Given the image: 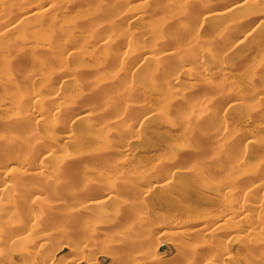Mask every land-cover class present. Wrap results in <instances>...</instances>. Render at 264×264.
<instances>
[{
	"label": "rangeland",
	"instance_id": "obj_1",
	"mask_svg": "<svg viewBox=\"0 0 264 264\" xmlns=\"http://www.w3.org/2000/svg\"><path fill=\"white\" fill-rule=\"evenodd\" d=\"M75 1L0 2V164L19 157L29 172L0 167V190L10 193L30 184L39 189L43 180H36L47 176L58 182L64 173L57 165L69 168L79 160L87 177L93 175L86 184L56 189L57 194L53 178L51 190L41 187L39 195L17 190L12 197L0 191V218L8 219L0 224L10 230L5 232L32 239L25 249L1 245L2 253L15 252L17 264H141L145 250L156 249L164 264H208L210 259L212 264H264V2L188 0L193 11L186 19L178 3L187 0ZM40 2L54 8L53 15L24 18L23 12ZM211 12L219 17L205 18ZM179 18H184L183 31ZM51 31L55 34L46 39ZM108 36L115 42L111 38L113 44L104 49ZM53 37L57 42L49 58L58 54L59 65L42 56L52 51L47 40ZM165 45H171L167 56L161 50ZM23 52H30L26 67L5 66L8 54ZM115 73L124 76L122 83H111ZM196 109H205L204 115L196 126L189 125L185 117ZM87 113L88 119L79 118ZM39 114L43 117L37 120ZM125 121L132 122L131 131L117 135ZM4 178L14 187L3 184ZM184 180L194 183L195 199L181 191ZM166 181L165 189L152 188ZM112 185L117 186L114 196L97 206ZM6 195L11 202L25 200L17 207L23 209L16 210L10 198L3 199ZM44 202L53 203L61 220L32 231L35 220L30 219ZM58 205L64 209L56 210ZM3 207L14 217L11 212L7 217ZM242 207L244 213L233 214ZM70 211L77 216L67 218ZM9 216L15 224L22 220L19 227L13 223L14 229Z\"/></svg>",
	"mask_w": 264,
	"mask_h": 264
},
{
	"label": "bare ground",
	"instance_id": "obj_2",
	"mask_svg": "<svg viewBox=\"0 0 264 264\" xmlns=\"http://www.w3.org/2000/svg\"><path fill=\"white\" fill-rule=\"evenodd\" d=\"M3 1V0H2ZM2 1L0 0V2H1V4H3L4 2H5V0L3 1V3H2ZM69 1V0H68ZM78 1V3L80 2L79 0H77ZM77 1H75V2H77ZM85 1V0H84ZM89 0H87V2H88ZM251 2V1H256L257 3L259 2H264V0H246L245 2H242V3H240L238 6H241V5H245V3H247V2ZM255 2V3H256ZM69 3V2H68ZM81 3V2H80ZM86 3V2H85ZM258 3V4H259ZM67 4V3H66ZM65 4V5H66ZM74 4V3H73ZM72 3L70 4V5H68L69 6V8H70V6L71 5H73ZM88 4V3H87ZM4 6L6 5V2H5V4H3ZM49 5V4H48ZM178 5H180V10H182L183 11V15H184V17L187 19H189L190 18V16L192 15V7H191V5H190V2L187 0L186 2H182V3H178ZM45 6V3H43L42 2V4H41V2H40V4H39V6H35V7H30V8H28V10L26 11L25 10V12H23V16H24V18H28V19H33V18H30L31 16H33V15H35V14H38V15H41V14H46V13H50L51 15H53L52 14V12H50L51 11V9H54V8H51V7H47V8H45L44 7ZM50 6V5H49ZM56 6V5H55ZM67 6V7H68ZM64 7H66V6H64ZM73 7V6H72ZM179 7V6H178ZM68 8V9H69ZM75 8V7H74ZM232 8V7H231ZM57 9V8H56ZM58 9H61V8H58ZM62 9H65V8H62ZM71 9V8H70ZM232 9H234V8H232ZM55 10V9H54ZM74 11V10H73ZM91 11V9H89V11L88 12H90ZM99 12V11H98ZM97 12V13H98ZM224 12V11H223ZM226 12V11H225ZM53 13H56V11L55 12H53ZM94 13H96V12H94ZM96 13V14H97ZM100 14H102V13H100ZM217 14V17H219V13L217 12L216 13ZM216 14L215 13H213V12H211V14L209 13L208 14V16H206L205 18H208V17H210L211 18V16H212V18H214V16H216ZM4 15V14H3ZM98 15V14H97ZM5 16V15H4ZM188 16V17H187ZM6 17V16H5ZM35 17H37V16H35ZM23 18V19H24ZM216 18V17H215ZM3 19H5V18H3ZM22 19V20H23ZM44 19H46V18H44ZM49 19V18H48ZM48 19H46V20H48ZM52 19H53V17H52ZM92 19H94V18H92ZM183 20H184V18H179V26H178V30L179 31H183V29L185 28V26H184V24H183ZM24 22L23 23H25V21H26V23H27V20H23ZM28 21H30V20H28ZM49 22V21H48ZM56 22V21H55ZM58 22V21H57ZM30 23V22H29ZM34 23H36V22H34ZM44 25V24H43ZM43 25H39L40 27L42 26V27H44ZM34 26V25H33ZM33 26H32V28H33ZM38 25H36V29L38 28L37 27ZM57 26V25H56ZM98 26V25H97ZM14 27V26H13ZM35 27V26H34ZM58 27V26H57ZM60 27V26H59ZM65 27H67V26H65ZM96 27V26H95ZM94 27V28H95ZM31 28V29H32ZM55 28V25H54V27H53V29ZM61 28V27H60ZM11 29V28H10ZM30 29V28H29ZM39 29V28H38ZM42 29L43 28H41L40 30L42 31ZM45 29H47V26L45 27ZM45 29H43V31H45ZM92 29V28H91ZM96 29V28H95ZM99 29V28H98ZM32 30H34V28L32 29ZM32 30H30V31H32ZM39 30V31H40ZM51 29H49L48 31H50ZM61 30V29H60ZM53 31V32H61V31ZM9 31V28H8V30H6L5 32H8ZM37 31V30H36ZM47 31V30H46ZM70 31V30H69ZM4 32V33H5ZM10 32V31H9ZM33 32H35V31H33ZM52 31L49 33L50 35H45L44 34V36H46L45 38L46 39H48L49 37H51V35H54V34H52L53 33ZM96 32H97V30H96ZM4 33H3V35H4ZM62 34L61 35H63V32H61ZM95 33V32H94ZM98 33H99V31H98ZM7 34V33H6ZM48 34V33H47ZM57 35L59 36L60 34H58L57 33ZM60 35V36H61ZM101 36H99L100 37V39L102 38V34H100ZM249 35L250 34H248V35H246L245 36V39H250L249 38ZM7 36H8V34H7ZM47 36H48V38H47ZM57 36V37H58ZM4 37V36H3ZM6 37V36H5ZM55 37V39H56V35L54 36ZM54 37L52 38V39H49V40H47V42H51V44H50V50H52L53 48H52V46L58 41L57 39V41L54 43L53 42V40H55L54 39ZM62 38H60V37H58V38H60V41L61 42H63L64 43V39H65V37L63 38V36H61ZM105 38V37H104ZM111 38H113V37H111V36H108L106 39H105V41L106 40H108V43H106L105 45H104V43H103V47L105 46L106 48H104V49H107L108 47H107V44H113L115 41H114V39L115 38H113V43L111 42ZM175 38V37H174ZM45 39V40H46ZM61 39H63V40H61ZM194 39H196V37H194ZM66 40V39H65ZM102 40V39H101ZM104 40V39H103ZM191 40H192V38H191ZM191 40H188V42L189 43H191L192 45H194L193 43H196V42H191ZM22 41V40H21ZM100 40L98 39V41L97 42H99ZM259 41V40H258ZM258 41H257V43H258ZM24 42V41H23ZM261 42V41H260ZM54 43V44H53ZM59 43L60 42H58V49L59 50H63L64 51V49H61V48H59ZM62 43V44H63ZM256 42L254 43V44H257ZM14 44H16V43H14ZM196 44H198V43H196ZM47 45V44H46ZM52 45V46H51ZM259 45V44H258ZM258 45L256 46L257 48H258ZM43 46V45H42ZM48 46V45H47ZM62 46V45H61ZM166 46V45H165ZM169 46V45H168ZM168 46H166V48L164 49V47H162L163 49H161V50H163V52H164V50H166L165 52H166V54H164V56H167V55H169V52H168V50H170L169 48H170V46H169V48H168ZM186 46V45H185ZM189 46L190 45H188V48H189ZM54 47V46H53ZM161 47V46H160ZM191 47H193V46H191ZM39 47H37V49H38ZM56 47L54 48V50H56L57 49ZM62 48H64V45L62 46ZM186 48H187V46H186ZM261 48H262V46H261ZM24 49H26V48H24ZM40 50L39 51H42L44 48H39ZM189 49H191V48H189ZM259 49V48H258ZM28 50V49H27ZM36 50V49H35ZM67 50V49H66ZM193 50V49H192ZM197 50V49H196ZM260 50V49H259ZM44 51V53H45V50H43ZM42 51V52H43ZM47 52H50L49 54H48V57H47V55H45V54H43L42 52V56L45 58V61L44 62H47V61H53V59L54 58H57L58 59V54H57V57L54 55V57H52V58H49V56H52L53 54L51 53V52H53V50L52 51H49L48 49L46 50ZM58 51V50H57ZM26 52V51H25ZM25 52H23V53H25ZM160 52H162V51H160ZM164 52V53H165ZM195 52V51H194ZM194 52H193V54H194ZM259 52V51H258ZM257 52V53H258ZM56 53H58V52H56ZM63 52H61L60 51V54H62ZM30 54V52L28 53L27 52V54L25 53V55H18L17 57L16 56H14L12 53H11V55L10 54H8V57H6L7 58V60L5 59V61H7L6 63H5V66H7L8 68L9 67H12V68H14L15 66L17 67V68H19L20 66H21V68H23L22 66H24L25 65V62L28 60L27 58H26V55H29ZM65 54V53H64ZM14 56V57H12L11 58V56ZM196 55H197V53H196ZM9 56H10V58H9ZM30 56V55H29ZM46 56V57H45ZM61 56H63V55H61ZM43 57H41V59L43 58ZM59 57H60V55H59ZM9 58V59H8ZM31 58V57H30ZM44 58L42 59V60H44ZM49 58V59H48ZM61 58V57H60ZM31 59H33V57L31 58ZM48 59V60H47ZM63 58H61V61H63L62 60ZM49 61V62H50ZM51 61V62H52ZM56 61H58V60H56V59H54V62H56ZM29 62H32V60H30ZM60 61H58V62H56L57 63V65H59L60 63H59ZM65 62V61H64ZM64 62H62L63 64H64ZM26 63H28V62H26ZM27 65V64H26ZM29 65V64H28ZM27 65V66H28ZM53 65V64H52ZM51 65V66H52ZM65 65V64H64ZM15 67V68H16ZM24 67H26V66H24ZM11 68V69H12ZM37 68V67H36ZM38 70H39V68H37ZM51 74V73H50ZM48 76H49V74H48ZM48 78V77H47ZM57 80V79H56ZM110 80H111V83L112 84H119V83H122L123 82V80H124V76L122 75V74H120V73H115V74H113V75H111L110 76ZM91 88V90H92V87H90ZM54 97V96H53ZM56 97V96H55ZM54 97V98H55ZM54 98H52V99H54ZM57 99V97L54 99V100H56ZM51 100V99H50ZM54 100H53V102H54ZM51 103V102H50ZM108 105V104H107ZM60 110L61 109H59V111L58 112H60ZM204 112H205V109H196L194 112H192V113H190V114H188L185 118H186V121H188L189 122V125L191 124V125H197L196 123L203 117V115H204ZM40 118H38L37 120H39V119H42V117H43V114L41 115V114H39L38 115ZM24 117V116H23ZM23 117H22V119H23ZM36 117V116H35ZM88 117H90L89 115H88V113L87 114H82L79 118H82V119H88ZM112 122H114L113 124L114 125H116V127L118 128V125H120V123L119 122H115V120L114 121H111V123ZM187 122V123H188ZM109 124H110V122H109ZM108 125V124H107ZM188 125V124H187ZM188 125V126H189ZM113 125H109V127H112ZM192 127H194V126H192ZM120 130L118 131V133H117V135L118 134H122V133H128V132H130L131 131V129H132V122H130V121H125V122H123L122 123V126H121V128H119ZM191 129V128H190ZM16 137V136H15ZM18 137H20V136H17V138ZM22 137V136H21ZM71 137H72V135L70 136L69 134L68 135H66L65 136V139H66V141L67 140H69V139H71ZM23 138V137H22ZM15 139V138H14ZM24 139V138H23ZM22 139V140H23ZM85 139V138H84ZM84 139H81L82 140V142H84ZM87 139V138H86ZM12 140H13V138H12ZM11 140V141H12ZM16 140H18V139H16ZM30 140V139H29ZM28 140V141H29ZM87 140H90V139H87ZM15 141V140H14ZM20 141H21V138H20ZM19 141V142H20ZM33 141V140H32ZM32 141H30L31 143H32ZM80 142V141H79ZM81 142V143H82ZM14 143V142H13ZM15 143H16V141H15ZM30 143V144H31ZM89 143H90V141H89ZM9 144H12V143H9ZM79 144V143H78ZM86 144V143H85ZM85 144H83V145H85ZM4 145V144H3ZM32 145V147H35L36 146V143L33 145V143L31 144ZM31 145H29V147L28 148H31L30 146ZM39 145V144H38ZM82 145V146H83ZM88 145V144H87ZM225 145H227L226 143H225ZM4 146H6V145H4ZM9 146V145H8ZM86 146V145H85ZM3 147V146H2ZM8 148V147H7ZM5 149V148H4ZM33 149V148H32ZM35 149H37L36 147H35ZM0 150H2V149H0ZM30 151H32L31 149H29ZM21 152H23V151H21ZM33 152H35V151H33ZM212 155V154H211ZM63 157H65V156H63ZM71 157H72V155H71ZM70 157V158H71ZM212 157H213V155H212ZM212 157H210V158H212ZM66 158V157H65ZM64 158V159H65ZM70 158L68 157V161L70 162ZM204 158H206L207 159V155H206V157L204 156ZM208 158H209V156H208ZM209 158V159H210ZM62 159V162L63 163H67V162H64V159L63 158H61ZM205 159V160H206ZM24 159H21V158H19V157H14V158H12L11 160L9 159V161L7 160V161H5L4 162V160H3V163H1L0 164V167L2 168V170H3V168H8V169H12V170H17V169H20L21 168V170L23 169L24 170V162L25 161H23ZM67 160V159H66ZM73 160V159H72ZM60 162H61V160H60ZM72 162V161H71ZM76 162V161H75ZM79 162H80V160H79ZM79 162L77 163L76 162V164H74V165H72V166H69V168H67L66 166H65V164H64V167L63 168H60V167H58V165H57V169H58V171H61V174H62V171H63V173H64V176H62L61 178L59 177V180H58V182L56 181V179L58 178V177H48L47 176V178L46 179H43V178H39V179H37V175H36V182H40L41 181V179L43 180L42 181V186L41 187H43L42 188V190L43 191H45V189L47 190L48 188V191L49 190H51L50 188V185L52 184L51 182H53L54 181V179H55V182H57V184L56 183H54V184H56V185H58L57 187H60V188H55V187H53L52 186V189H54L55 190V194H57L56 193V189H57V191H60V192H64L67 188V186L69 185V184H81V183H87V180L89 181L90 180V178L93 176V175H90L89 177H87V173H86V171H85V169L81 166V164H79ZM62 164V163H61ZM67 164H69V163H67ZM66 164V165H67ZM238 164V163H237ZM239 165H240V167H242V165L239 163ZM65 167L68 169H65ZM237 167V166H236ZM238 168V167H237ZM238 169H241V168H238ZM1 170V169H0ZM20 171V172H22V175L23 174H26L27 175V173H29V172H26L25 170L24 171ZM244 170H246V169H244ZM7 171V170H6ZM11 171V170H10ZM36 171V170H35ZM248 171V170H247ZM32 172V171H31ZM66 172H71L72 173V175L71 176H69V175H67V176H65V174H66ZM10 173V172H9ZM38 173V172H37ZM31 174V173H30ZM228 174V173H227ZM227 174L226 175H224V176H226V177H228L230 174H228V176H227ZM25 175V176H26ZM233 174H231L230 175V177L229 178H235V177H231ZM59 176H61V175H59ZM233 176H235V175H233ZM30 177H31V175H30ZM87 177V178H86ZM45 178V177H44ZM51 178H53V179H51ZM89 178V179H88ZM238 178H239V176H238ZM28 179H30V178H28ZM33 179H34V177H33ZM50 179H51V182H50ZM227 179V178H226ZM225 179V180H226ZM242 179V178H241ZM5 180V178L2 180V181H4ZM30 180H32V178L30 179ZM29 180V181H30ZM39 180V181H38ZM53 180V181H52ZM223 180V179H222ZM229 180H231V179H229ZM228 180V181H229ZM236 180H237V177H236ZM239 180V179H238ZM13 181V180H12ZM195 181V180H194ZM227 181V180H226ZM227 181V182H228ZM242 181V180H241ZM32 182H34V180H32L30 183H32ZM230 182V181H229ZM228 182V183H229ZM10 184L11 183V179L10 180H8L7 179V181H4L3 182V184ZM15 182L13 181V184H14ZM24 182H22V184H23ZM30 183H28V184H30ZM232 183V182H231ZM231 183H230V185H231ZM237 183V182H236ZM26 184H27V182H26ZM169 184V182L168 181H166V182H158L157 184H154L153 186H152V188H159V189H161V190H163V189H165L166 188V186ZM222 184V183H221ZM221 184H220V186H221ZM11 186H13L12 184H10ZM9 185V187L7 186V185H5V187H6V189H7V187L8 188H10L11 186ZM19 185H21V184H19ZM31 185V184H30ZM30 185H27V186H21L19 189H18V187H17V190H20L21 192H24V195L26 194L27 196L31 193V194H35V193H37L38 192V190L39 189H41V187L38 189V188H33L34 186H30ZM53 185V184H52ZM180 185V188H181V191L184 193V194H186V195H189L190 196V198L191 199H195L196 197H195V194H196V190H195V185H194V183L192 182V181H190V180H184V181H181V183L179 184ZM229 185V184H228ZM228 185H225V186H227L228 187ZM30 186V187H29ZM224 186V184H222V187ZM2 187H4V186H2ZM4 187V188H5ZM14 187V186H13ZM48 187V188H47ZM70 187V186H69ZM68 187V188H69ZM15 188H16V186H15ZM14 188V191H15V193H13L12 191L9 193L8 191H9V189H8V191L7 190H4L3 188H1V189H3V190H0L1 192H3V193H5V191H6V193H7V195L8 194H10L12 197L13 196H15V195H12V194H18V193H20L19 191H18V193H17V190ZM66 188V189H65ZM116 188H117V186L116 185H112L111 187H110V194L108 195V198H106V199H103V200H101V201H99V202H97V203H95V204H97V206H103V205H105L106 204V202L109 200V199H111L112 198V196H114L113 194L115 193V191H116ZM151 188V189H152ZM198 188V187H197ZM251 188V187H250ZM254 188V187H253ZM252 188V189H253ZM11 189V188H10ZM13 189V188H12ZM59 189V190H58ZM150 189V188H149ZM232 189V188H231ZM231 189H229V190H231ZM257 189V188H256ZM254 190V189H253ZM148 191V190H147ZM234 191H235V189H234ZM233 191V192H234ZM248 191H250V190H248ZM54 192V191H53ZM228 192H230V191H228ZM231 192H232V190H231ZM230 192V193H231ZM5 193V194H6ZM12 193V194H11ZM29 193V194H28ZM39 193H40V191H39ZM145 193V192H144ZM5 194H3V196L5 195ZM31 194H30V196H31ZM38 194V193H37ZM41 194V193H40ZM0 195L2 196V193H0ZM6 195V196H7ZM20 195H22V194H20ZM39 195V194H38ZM228 195H230V194H228ZM235 195V194H234ZM16 196H19V195H16ZM37 196V195H36ZM21 197H25V196H21ZM33 197V196H32ZM35 197V196H34ZM198 197V196H197ZM8 198H10V196L8 197L7 196V198H4L3 197V199H8ZM1 199V198H0ZM13 200V202H11V198H10V202L11 203H15V204H12L13 206H16V207H14V208H16V210H22L23 208L21 207V208H19V209H17V207H19V202L22 200V198H21V200H19V199H16V197L15 198H12ZM34 199V198H33ZM37 199H39V198H37ZM19 200V201H18ZM41 200V199H40ZM166 200V199H165ZM167 200L169 201V202H172L171 200L172 199H168L167 198ZM3 201V200H2ZM25 201V200H24ZM23 200L21 201V206H22V202H24ZM34 201V200H33ZM0 202H1V200H0ZM7 202V201H6ZM6 202L5 203H3V205L4 204H6ZM9 202V200H8V203H10ZM35 203H36V201H34ZM40 201H38V203H39ZM232 202H234V201H232ZM37 203V205H39ZM43 203V202H42ZM0 204H2V202L0 203ZM40 204H41V202H40ZM49 203H45L44 202V204L43 205H39V206H41V212H39V210L37 211L38 212V214L39 215H37V216H34V217H30L29 216V218L28 219H30V221H33V219L35 220V221H33V223L34 224H32L31 226H30V230H35V229H38L39 227H42V225H41V223L43 224V225H45V223H46V227H47V225L50 227V228H52L53 226H55L57 223H59L60 222V220H61V218H60V216H58L56 213L58 212V211H54V205H53V203H51L50 205H53V206H50V205H48ZM232 204V203H231ZM230 203H229V205H231ZM244 204V203H243ZM243 204H242V206H243ZM2 205V206H3ZM7 206L9 205V208L10 207H13L12 205H10V204H6ZM5 205V206H6ZM18 205V206H17ZM23 205H26V204H24L23 203ZM228 205V206H229ZM246 205H247V203H246ZM57 206V205H56ZM248 206V205H247ZM1 207V206H0ZM24 208L26 207V206H23ZM38 207V206H37ZM61 207H63V209H64V206H62V205H58V207H56V210H57V208H58V210H60V208ZM239 207V206H238ZM245 207V206H244ZM253 207V206H252ZM5 208H7V207H5ZM13 208V209H14ZM34 208V207H33ZM36 208V207H35ZM12 209V208H11ZM12 209V210H13ZM37 209V208H36ZM40 209V208H39ZM233 208H231V210H232ZM240 209V208H239ZM246 209V208H245ZM2 210H4V207L2 208ZM15 210V211H16ZM26 210V209H25ZM25 210H23V211H25ZM241 210H243V207H242V209H240V210H235V211H233L232 210V212H233V214L234 213H236V215H237V211H241ZM247 210H249V209H247ZM9 211V210H8ZM14 211V210H13ZM19 211H17L18 212V215H19ZM61 211V210H60ZM2 212V211H1ZM0 212V213H1ZM6 213V209L3 211V213ZM10 212H11V214L13 213L11 210L8 212L9 214H7V217H8V215H11L10 214ZM37 212H35L36 214H37ZM4 213V214H5ZM21 213V212H20ZM25 213V212H24ZM228 213V212H227ZM242 213V212H241ZM240 213V214H241ZM243 213H244V210H243ZM5 214V215H6ZM17 215V214H16ZM246 215V214H245ZM12 216L14 217V214H12ZM11 216V217H12ZM23 216V214L21 215V217ZM32 216V215H31ZM75 216H77V215H75V212L74 211H70L69 212V215L68 214H66V217L67 218H69V219H73ZM231 216V215H230ZM244 216V215H243ZM4 217V216H3ZM6 217V216H5ZM10 216H9V219L11 218ZM20 217V218H21ZM248 217V216H247ZM23 218H24V216H23ZM22 218V219H23ZM231 218V217H230ZM1 219V221H3V219H2V217L0 218ZM14 219V218H13ZM145 219V218H144ZM244 219V218H243ZM7 220V221H6ZM5 221H3V222H6V224H8L7 222H8V219H6ZM11 220V219H10ZM16 220V219H15ZM233 220V219H232ZM22 221V220H21ZM21 221L19 222V220H18V222L19 223H21ZM29 221V220H28ZM40 221H42V222H40ZM228 221V220H227ZM229 221H231V220H229ZM246 221V220H245ZM248 221V220H247ZM3 222H1L2 223V225L0 224V227H2L3 226V228H1L2 230H0L1 232H0V264H4V262L5 263H9V264H17L16 262H15V260H14V255H15V252H14V254H13V256L11 255V256H9V255H7L6 253H2V251H4L5 249L4 248H2V246L1 245H10L11 247H22L23 246V244L27 241V240H29L28 242H26V243H28L29 244V242H31V240L32 239H30L29 238V236L28 235H23V237H16V236H14V234H12L11 235V232L13 233H16L15 232V226H18L19 225V223L16 221V223L17 224H15L12 220L9 222L10 224H12L13 226H14V224H15V226H14V229H12L11 227H12V225H10V226H8V227H10V229H12V230H14V231H11L10 232V235H9V232L8 231H10L9 229H7V227L5 226V223H4V225H3ZM44 222V223H43ZM244 222V221H243ZM251 222H252V220H251ZM14 223V224H13ZM32 223V222H31ZM40 223V224H39ZM238 223V222H237ZM242 223V222H241ZM197 224V223H196ZM242 224H244V223H242ZM21 225L22 224H20V227H21ZM251 225V224H250ZM5 226V227H4ZM39 226V227H38ZM52 226V227H51ZM195 226V225H194ZM198 226V225H197ZM196 226V227H197ZM248 226V225H247ZM19 227V226H18ZM38 227V228H37ZM49 227H47V229H50ZM232 227V226H231ZM240 227V226H239ZM27 228V227H26ZM25 228V229H26ZM42 228H45V226L44 227H42ZM202 228V227H201ZM204 228V227H203ZM23 229V228H22ZM28 229V228H27ZM39 229H41V228H39ZM46 229V228H45ZM45 229H43V231L45 230ZM195 229V228H194ZM196 229H199L198 227L196 228ZM3 230H4V233L6 234V233H8V235L6 234V235H2L3 234ZM5 230H8L7 232H5ZM21 230V229H20ZM22 231V230H21ZM37 231V230H36ZM42 231V232H43ZM194 231V230H193ZM45 232V231H44ZM36 233V232H35ZM49 234L50 235V233L49 232H46L45 234ZM25 234V233H24ZM44 235V234H41V237H43L42 235H44L45 237L47 236V238H48V236L49 235ZM14 236V237H13ZM236 236V235H235ZM40 237V236H39ZM39 239V238H38ZM46 239V238H45ZM45 239H39L38 240V242H41V240H43L42 242H44L45 243ZM36 240H37V238H36ZM37 242V241H36ZM41 242V243H42ZM42 245H43V243H42ZM25 246V245H24ZM23 246V247H24ZM27 246V245H26ZM26 246L24 247V249L26 248ZM29 246H30V244H29ZM22 247V248H23ZM30 248V247H29ZM28 248V249H29ZM21 251V250H20ZM144 251V250H143ZM142 251V252H143ZM6 252V251H5ZM16 252H18V251H16ZM1 254H2V256H1ZM158 252L156 251V249H155V251H154V249H149V250H145V252H144V258L141 260L142 262H141V264H164V262L163 261H161V259H160V257L158 256ZM32 255V259H33V261L37 258V256L34 254V252H33V254H31ZM230 255V254H229ZM228 255V256H229ZM100 256V255H99ZM231 256V255H230ZM31 257V256H30ZM181 258V257H180ZM1 260H3V261H1ZM180 260V259H179ZM23 262V261H22ZM212 259H210L209 261H208V264H212ZM230 262V261H229ZM231 262H232V260H231ZM24 263V262H23ZM22 263V264H23ZM120 263V262H119ZM118 263V264H119ZM26 264V263H25ZM229 264V263H228Z\"/></svg>",
	"mask_w": 264,
	"mask_h": 264
}]
</instances>
